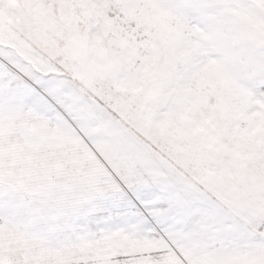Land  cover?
Listing matches in <instances>:
<instances>
[{
	"label": "snow or ice",
	"instance_id": "1",
	"mask_svg": "<svg viewBox=\"0 0 264 264\" xmlns=\"http://www.w3.org/2000/svg\"><path fill=\"white\" fill-rule=\"evenodd\" d=\"M0 264H264V0H0Z\"/></svg>",
	"mask_w": 264,
	"mask_h": 264
}]
</instances>
